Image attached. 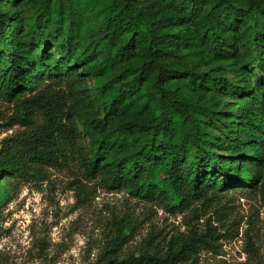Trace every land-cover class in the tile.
Listing matches in <instances>:
<instances>
[{
    "label": "trees",
    "instance_id": "obj_1",
    "mask_svg": "<svg viewBox=\"0 0 264 264\" xmlns=\"http://www.w3.org/2000/svg\"><path fill=\"white\" fill-rule=\"evenodd\" d=\"M1 3L13 4V11ZM86 8L95 10L99 26L81 49ZM189 28L214 57L240 59L237 82L186 61ZM117 62L118 78L95 84L91 99L82 75L103 74ZM71 63L85 73L74 74ZM263 66L264 0H247L244 7L233 0H0V88L23 112L17 121L29 125L2 141L0 175L57 165L70 145L89 175L170 211L223 190L257 188L264 184ZM63 79L69 99L40 89L47 80ZM105 87L115 92L99 103L100 116L96 101ZM142 88L153 115L118 116L126 95ZM226 98L235 104L226 108ZM215 230L208 226L171 242L163 256L110 254L104 264H177L209 244L205 237L215 239Z\"/></svg>",
    "mask_w": 264,
    "mask_h": 264
},
{
    "label": "rangeland",
    "instance_id": "obj_2",
    "mask_svg": "<svg viewBox=\"0 0 264 264\" xmlns=\"http://www.w3.org/2000/svg\"><path fill=\"white\" fill-rule=\"evenodd\" d=\"M65 1L67 5L71 2ZM246 1L233 0L238 7H244ZM1 6L5 12L14 9L11 3ZM20 9L22 14L27 12V7ZM98 26L95 10L84 9L81 49ZM189 35L193 40L184 50L189 64L205 72L217 69L220 76L237 82V56L216 58L192 28ZM48 49L59 56L51 43ZM102 56H95L91 63ZM121 64L117 62L103 74H87L82 65L72 63L67 67L74 74L85 73L84 87L91 92L97 83L106 85L108 76L117 79ZM117 83L120 86L122 81ZM44 88L70 97L65 79L47 80L40 87ZM114 92L115 87H105L99 94L96 109L100 116L99 103ZM232 104L234 100L226 98L222 105ZM22 113L16 100H8L0 88V148L4 138L29 129L17 121ZM152 115L143 88L127 94L119 105L118 116L144 119ZM34 118L35 123L40 121L37 114ZM77 122L82 142L88 145L81 120ZM67 148L57 165L39 163L23 176L0 175V264H104L110 254L121 259L142 253L163 256L171 242L205 232L208 226L216 228V238L205 237L209 244H202L194 257L177 264H264V184L223 190L207 202L170 211L157 201L136 197L129 189L109 187L100 174L89 175L74 148Z\"/></svg>",
    "mask_w": 264,
    "mask_h": 264
}]
</instances>
